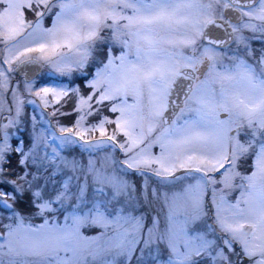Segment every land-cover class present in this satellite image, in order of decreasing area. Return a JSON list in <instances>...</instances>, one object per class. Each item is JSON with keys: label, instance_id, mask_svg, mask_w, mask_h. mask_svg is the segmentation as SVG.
<instances>
[{"label": "snow or ice", "instance_id": "6c2138e0", "mask_svg": "<svg viewBox=\"0 0 264 264\" xmlns=\"http://www.w3.org/2000/svg\"><path fill=\"white\" fill-rule=\"evenodd\" d=\"M0 264H264V0H0Z\"/></svg>", "mask_w": 264, "mask_h": 264}]
</instances>
